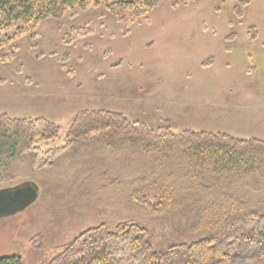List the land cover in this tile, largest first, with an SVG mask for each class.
Masks as SVG:
<instances>
[{"label":"rangeland","instance_id":"obj_1","mask_svg":"<svg viewBox=\"0 0 264 264\" xmlns=\"http://www.w3.org/2000/svg\"><path fill=\"white\" fill-rule=\"evenodd\" d=\"M84 28L91 30L64 41ZM11 35L0 36V53L16 55L0 58V112L56 123L58 137L38 144L45 151L64 145L75 114L93 109L174 133L264 139V0H160L128 21L102 3L43 19L17 40ZM100 152L63 154L44 173L34 174L26 159L17 164L13 183L33 179L38 189L24 207L0 215V258L45 264L100 218L128 215L125 188L112 181L126 178L132 162ZM37 233L44 236L34 248Z\"/></svg>","mask_w":264,"mask_h":264},{"label":"trees","instance_id":"obj_2","mask_svg":"<svg viewBox=\"0 0 264 264\" xmlns=\"http://www.w3.org/2000/svg\"><path fill=\"white\" fill-rule=\"evenodd\" d=\"M159 1L0 0V36L12 31L10 40H17L43 19L102 3L119 21L134 20ZM90 30L76 29L64 41ZM5 44L0 41V48ZM15 56L0 53L2 61ZM59 131L46 118L0 112V189H38L33 179L13 183L22 160L34 174L44 173L57 157L92 147L132 162L124 167L126 178L112 181L126 189L121 198L132 210L87 226L45 264H264V139L206 130L174 133L169 126L150 127L117 111L93 109L75 114L64 145L47 151L38 145ZM43 236L30 239L34 248ZM0 264H22V257L4 256Z\"/></svg>","mask_w":264,"mask_h":264},{"label":"flooded vegetation","instance_id":"obj_3","mask_svg":"<svg viewBox=\"0 0 264 264\" xmlns=\"http://www.w3.org/2000/svg\"><path fill=\"white\" fill-rule=\"evenodd\" d=\"M27 187L19 190L14 189L9 192H5L0 199V215L3 213H10L13 209L23 206V202L27 201L28 197L31 195L27 191Z\"/></svg>","mask_w":264,"mask_h":264},{"label":"water","instance_id":"obj_4","mask_svg":"<svg viewBox=\"0 0 264 264\" xmlns=\"http://www.w3.org/2000/svg\"><path fill=\"white\" fill-rule=\"evenodd\" d=\"M26 188V187H25ZM27 191H29V193L31 194L29 197H28V199H27V201H24L23 202V206L22 207H24L32 198H34L35 197V190H37V188H33V187H29V186H27ZM18 190V189H17ZM21 189H19V192H21L22 193V191H20ZM7 191V189L5 188V189H0V199L2 198V196H3V194L5 193ZM22 207H18L17 209H13V211H16V210H18V209H21ZM4 214V213H3Z\"/></svg>","mask_w":264,"mask_h":264},{"label":"crops","instance_id":"obj_5","mask_svg":"<svg viewBox=\"0 0 264 264\" xmlns=\"http://www.w3.org/2000/svg\"><path fill=\"white\" fill-rule=\"evenodd\" d=\"M213 59L212 58H210L207 62H205L204 64H212L213 63Z\"/></svg>","mask_w":264,"mask_h":264}]
</instances>
